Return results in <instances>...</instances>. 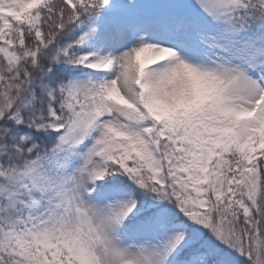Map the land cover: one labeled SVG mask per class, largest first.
Here are the masks:
<instances>
[{
  "label": "snow or ice",
  "instance_id": "6c2138e0",
  "mask_svg": "<svg viewBox=\"0 0 264 264\" xmlns=\"http://www.w3.org/2000/svg\"><path fill=\"white\" fill-rule=\"evenodd\" d=\"M0 264H264V0H0Z\"/></svg>",
  "mask_w": 264,
  "mask_h": 264
}]
</instances>
